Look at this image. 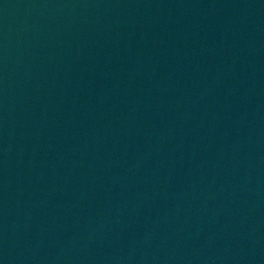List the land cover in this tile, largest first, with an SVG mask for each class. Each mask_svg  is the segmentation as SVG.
<instances>
[{
    "label": "water",
    "instance_id": "95a60500",
    "mask_svg": "<svg viewBox=\"0 0 264 264\" xmlns=\"http://www.w3.org/2000/svg\"><path fill=\"white\" fill-rule=\"evenodd\" d=\"M0 264H264V0H0Z\"/></svg>",
    "mask_w": 264,
    "mask_h": 264
}]
</instances>
